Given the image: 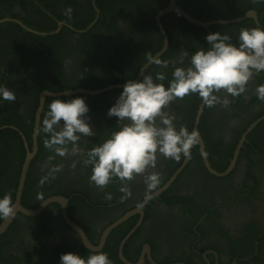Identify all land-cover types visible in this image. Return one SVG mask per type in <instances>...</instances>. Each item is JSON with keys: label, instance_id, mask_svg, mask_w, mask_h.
<instances>
[{"label": "flooded vegetation", "instance_id": "af4514ba", "mask_svg": "<svg viewBox=\"0 0 264 264\" xmlns=\"http://www.w3.org/2000/svg\"><path fill=\"white\" fill-rule=\"evenodd\" d=\"M168 3L0 0V80L8 78L5 87L16 95L11 106L1 104L0 97L5 109L0 120L8 116L29 135L1 125L0 131H16L21 139L1 137L0 156L21 153L22 163L14 160L21 172L26 155H32L21 195L24 205L20 200L25 210H35L49 198L65 201H52L32 216L16 213L0 235V264H60L61 255L69 252L85 258L104 252L112 264H264V101L255 94L264 84V71L254 75L245 93L228 96V108H209L198 94L171 104L177 128L198 130L200 141L191 149V159L158 158L155 171L161 184L143 207L138 206L145 192L142 177L129 183L131 195L122 201L118 181L103 189L89 182L91 167L82 163L86 157L57 156L52 163L63 164V170L39 183L48 171L41 165L53 155L44 146L48 137L42 130L50 103L110 91L92 103L84 99L94 135L81 137L79 146L87 151L101 144L118 130V118L107 113L123 91L122 79L134 74L136 79L148 62L140 66L143 59L163 46L157 22L167 39L158 58L174 63L152 71L166 76L171 67H188L195 51L206 50L209 34H228L238 46L241 28L264 29V0H175L189 17L216 22L208 29L175 10L157 20ZM170 80L162 81L166 88ZM75 81L84 87L71 88ZM75 89L103 91L56 96ZM105 193L113 199L105 200Z\"/></svg>", "mask_w": 264, "mask_h": 264}, {"label": "clouds", "instance_id": "9594fccd", "mask_svg": "<svg viewBox=\"0 0 264 264\" xmlns=\"http://www.w3.org/2000/svg\"><path fill=\"white\" fill-rule=\"evenodd\" d=\"M206 41L209 47L195 51L188 67H174L167 88L160 83L167 78L164 72H157L155 78L143 75L141 80H127L107 113L118 118V130L91 150L85 151L79 146L81 137L94 135L86 120L89 108L84 99H54L42 121L43 133L48 137L43 143L53 155L41 165L42 171H48L41 177L40 185L55 179L56 173L63 170V164L52 163L57 156L86 157L82 163L91 167L89 182L103 189L110 182L118 181L119 191L124 194L122 201L131 195L129 183L142 177L145 192L138 206L143 207L161 184V174L155 171L158 158L177 162L182 156L191 159V149L200 141L198 130L189 132L184 125L177 128V116L171 111V104L198 94L209 108L217 104L228 108L231 104L228 96L245 93L254 75L264 71V29L261 27L241 28L238 46L231 42L230 35L219 32L207 35ZM182 55L187 57L188 52L185 50ZM147 60L165 69L174 63L151 55ZM255 94L264 101V84L255 88ZM0 97L9 102L16 100L14 91L3 86H0ZM71 166L75 167V161ZM104 198L111 201L113 196L105 193ZM15 207L11 194H5L0 198V219L13 218ZM60 264H112V261L104 252L86 258L69 252L61 255Z\"/></svg>", "mask_w": 264, "mask_h": 264}, {"label": "trees", "instance_id": "16d2710c", "mask_svg": "<svg viewBox=\"0 0 264 264\" xmlns=\"http://www.w3.org/2000/svg\"><path fill=\"white\" fill-rule=\"evenodd\" d=\"M162 20V19H161ZM160 47L157 46L156 49L152 50L150 52L149 55H153L154 52H156ZM167 53V52H166ZM165 56V54L163 55V57ZM147 60V57H145L143 59V61L141 62L140 66L142 65V63H144L145 61ZM139 66V67H140ZM156 65L153 63L146 71H145V74L144 75H154L157 73L156 71H152V68H154ZM138 69V68H137ZM136 69V70H137ZM155 69V68H154ZM174 71V67H171V69L169 71H167V78H170L172 79V72ZM136 74L133 75V77L129 78V79H132L135 77ZM129 79H122L123 82H126L127 80ZM76 83V84H75ZM75 83L73 84L74 86H72L71 88H75V87H79V86H82L84 87L82 84L80 85L78 82L75 81ZM162 83V82H160ZM8 84V78H5V79H2L0 80V86H3L5 87L6 85ZM92 87V86H91ZM91 87H85V88H89V89H93ZM69 89V87L67 88ZM109 92H104L103 94H98V95H94V96H87V95H72V96H69V97H66L64 99H70V98H77V97H85L83 99L85 100H91L90 102H94L95 99H99L100 97L104 96V95H107L109 94ZM3 105H10L11 104H15V101L14 102H9V101H6L3 99V103H1ZM5 111V109L3 107H0V112H3ZM10 112L13 113V111L10 109L8 110ZM14 114V113H13ZM1 125H14L16 126L17 128H20L21 131H23V133H25V136L28 137V133L27 131H25L23 128H21L18 124L16 123H13L12 121L9 120L8 116H5L4 118H2L0 120V126ZM3 136H10L12 138H17L18 140L21 139L19 134L16 132V131H11L10 129H3L0 131V138L3 137ZM14 160H17L18 163H22L23 161V157L21 156V153L20 155L17 157V158H10V157H7L5 154H2V156H0V197L3 198V196L5 194H11V197H12V201L14 200V194H15V190H16V185H17V181H18V177H19V172H20V167H18L17 164L14 165ZM9 169H11L9 171ZM26 181H25V185H24V188H23V194L26 190ZM22 201V204L24 205L23 203V200ZM1 221V219H0ZM11 227V226H10ZM3 236H1L2 238ZM5 243V242H4Z\"/></svg>", "mask_w": 264, "mask_h": 264}, {"label": "water", "instance_id": "95a60500", "mask_svg": "<svg viewBox=\"0 0 264 264\" xmlns=\"http://www.w3.org/2000/svg\"><path fill=\"white\" fill-rule=\"evenodd\" d=\"M177 11L181 16H183L186 20H188L189 22L193 23V24H196L198 26H201L203 28H207L216 23V22H210V23H204V22H201V21H198L194 18H191L189 17L183 10H181L175 3V0H169V3L168 5L163 9L161 10L158 14H157V20L159 19L160 16L170 12V11ZM235 21V20H234ZM158 23V26H159V30L162 34V37H163V46L161 47V49L155 53L153 55V58L156 59L158 58L163 52L164 50L166 49L167 47V39H166V36H165V33H164V30L163 28L160 26L159 22ZM151 65V62H146L140 69L138 75H137V78L135 80H139L144 71L148 68V66ZM103 90H98V91H88V90H83V89H75V90H71V91H67L63 94H57L56 96H69V95H72V94H89V95H92V94H98V93H101ZM203 103V102H202ZM201 108H202V105H201ZM200 108V110H201ZM199 110V113L197 115V121H198V118L200 116V111ZM40 112V111H39ZM38 112V113H39ZM37 113V114H38ZM37 123H38V118H36V122H35V130L34 132H36V127H37ZM31 154H27L26 155V159L24 160V163L22 164V168H21V172H20V176H19V180H18V184H17V187H16V191H15V197H14V201H13V204L16 206L15 207V211L16 213L20 212V213H23L24 215H27V216H32V215H35L37 214L42 208L43 206H45L46 204H49L51 203L52 201H58L59 203H62L64 205V200H60V199H57V198H49L45 201H43V203L35 210H25L21 204H20V200H21V195H22V192H23V187H24V182H25V176H26V171H27V167L29 165V162H30V158H31ZM13 218L5 221V220H2V222L0 223V235L5 231V229L7 228V226L9 225V223L12 221Z\"/></svg>", "mask_w": 264, "mask_h": 264}]
</instances>
